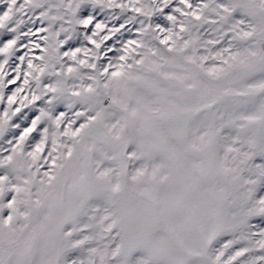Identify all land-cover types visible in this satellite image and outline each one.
Wrapping results in <instances>:
<instances>
[{
    "label": "snow or ice",
    "instance_id": "obj_1",
    "mask_svg": "<svg viewBox=\"0 0 264 264\" xmlns=\"http://www.w3.org/2000/svg\"><path fill=\"white\" fill-rule=\"evenodd\" d=\"M0 264H264V0H0Z\"/></svg>",
    "mask_w": 264,
    "mask_h": 264
}]
</instances>
